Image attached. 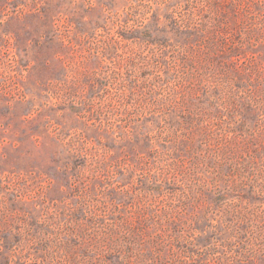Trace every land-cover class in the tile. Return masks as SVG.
Instances as JSON below:
<instances>
[{"label": "rangeland", "instance_id": "rangeland-1", "mask_svg": "<svg viewBox=\"0 0 264 264\" xmlns=\"http://www.w3.org/2000/svg\"><path fill=\"white\" fill-rule=\"evenodd\" d=\"M0 264H264V0H0Z\"/></svg>", "mask_w": 264, "mask_h": 264}]
</instances>
